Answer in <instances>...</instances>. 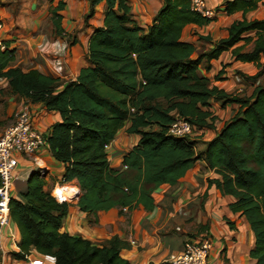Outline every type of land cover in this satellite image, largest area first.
I'll use <instances>...</instances> for the list:
<instances>
[{
	"label": "trees",
	"instance_id": "obj_1",
	"mask_svg": "<svg viewBox=\"0 0 264 264\" xmlns=\"http://www.w3.org/2000/svg\"><path fill=\"white\" fill-rule=\"evenodd\" d=\"M90 2L106 3L104 26L91 38L89 65L62 89L58 78L15 66V51L0 49V78L8 82L11 94L21 103L60 115L61 120L43 134L53 159L64 167L61 184L80 191L81 213L97 215L114 208L124 213L140 206L151 211L153 194L161 185L176 184L205 161L217 176L208 179L209 186L233 198L232 213L244 217L253 232L249 257L264 264V19L234 22L228 38L199 52L181 39L182 33L189 24L205 26L211 19L192 11L188 0H165L147 31L134 21L126 0ZM260 5L264 0H228L225 7L228 13L242 10L245 15ZM63 8L60 1L51 9L58 33ZM254 32L251 51L236 47L251 41L245 36ZM229 50L236 61L256 65L252 76L237 73L244 82H252L249 96L227 94L201 72L211 71L212 62ZM213 101L239 106L219 131L210 111ZM178 118L192 124V136L168 135ZM123 129L140 139L124 156L122 170H115L107 148ZM210 130L215 135L198 149ZM45 178L39 171L31 173L28 191L21 200H10V220L21 236L13 259L21 262L37 253L55 257V264H132L119 237L99 244L71 235L65 227L69 204L57 202Z\"/></svg>",
	"mask_w": 264,
	"mask_h": 264
},
{
	"label": "crops",
	"instance_id": "obj_2",
	"mask_svg": "<svg viewBox=\"0 0 264 264\" xmlns=\"http://www.w3.org/2000/svg\"><path fill=\"white\" fill-rule=\"evenodd\" d=\"M60 1L64 2V8L59 11L62 21L61 32L58 33L51 22V9ZM227 1L207 0L208 7L215 10V17L205 26L189 24L181 39L193 44L197 51L207 52L214 48L217 41L228 38V28L234 22L244 18L264 19L262 5L244 15L242 10L228 13L225 7ZM126 2L131 8L132 18L145 31L153 25L155 16L165 4V0ZM106 7L105 2L92 6L90 0H0V21L5 25L2 36L7 47L15 51L14 65L25 70L34 68L44 75L58 78L61 81L59 89L76 81L89 65L90 41L96 30L104 26ZM245 37L251 41H242L236 47H244L249 52L257 35L254 32ZM231 52L229 50L214 60L211 71L205 73L202 69L201 72L213 86L227 94L242 96L247 84L252 90L254 86L239 82L236 73L252 76L257 68L252 63L236 61ZM197 56L198 52L193 57ZM53 57L63 59L62 75H56L51 67L50 59ZM219 73L220 80H216ZM20 101L9 91L8 82L0 78V135L13 123ZM31 105L37 114L36 128L41 132H47L50 126L61 120L58 113L47 112L41 105ZM210 111L217 117L215 126L219 131L239 111V106L213 101ZM202 133L199 132V135ZM212 137L208 135L200 139L203 143L201 147L204 148V142ZM139 139V136L130 135L124 129L118 133L107 148L113 169L122 170L124 156L137 145ZM35 171H44L50 189L62 186L64 167L53 159L46 146L35 156L19 159L16 182H21L19 188L15 185L12 198L21 200V195L28 191V178ZM215 177L205 161L197 163L176 184H163L154 192L155 206L151 211L140 206L131 212L125 210L121 213L120 209L114 208L88 215L80 212L78 198L69 200L66 230L71 235H81L99 244L111 237H119L127 245L123 254L132 264L167 262L170 255L183 250L187 241L200 242L208 238L214 245L211 254L214 263L255 264L249 257L255 244L253 232L244 217L232 213L230 204L233 198L209 186L208 179ZM20 241V233L11 220L7 226L0 228V264H19L20 261L13 259L11 253L20 251ZM37 256V253L31 254L32 258Z\"/></svg>",
	"mask_w": 264,
	"mask_h": 264
},
{
	"label": "built area",
	"instance_id": "obj_3",
	"mask_svg": "<svg viewBox=\"0 0 264 264\" xmlns=\"http://www.w3.org/2000/svg\"><path fill=\"white\" fill-rule=\"evenodd\" d=\"M192 11L198 13L206 19L215 17V10L207 5V0H188ZM5 25L0 21V49H7V44L3 40ZM51 67L56 75L64 72V61L59 57L50 59ZM239 82H244L240 76H236ZM134 111V110H133ZM34 110L29 102H22L14 114L11 125L6 127L0 135V228L5 227L10 222L9 203L14 192L19 167V159L23 156H35L42 148L47 146L43 132L34 125ZM194 128L192 124L183 119H176L168 129V135L181 139L192 136ZM44 174V171H41ZM66 191V192H65ZM65 192V195L63 194ZM80 191L69 186H55L52 195L59 204L68 202L79 197ZM135 244V242H133ZM211 239L200 242L187 241L181 252L169 256L167 262L172 264H216L211 260L213 250ZM56 258L52 256L28 257L27 260L19 264H55Z\"/></svg>",
	"mask_w": 264,
	"mask_h": 264
},
{
	"label": "rangeland",
	"instance_id": "obj_4",
	"mask_svg": "<svg viewBox=\"0 0 264 264\" xmlns=\"http://www.w3.org/2000/svg\"><path fill=\"white\" fill-rule=\"evenodd\" d=\"M256 72H257V71H255L254 73L252 72L253 75H254ZM236 74H237V73H236ZM237 75H238V74H237ZM238 76H239V75H238ZM251 83H252V82H251ZM247 85H248V86H247ZM247 85H246L245 89H243V94H242V96L247 95V94L252 90V89H251V86H249L250 84H247ZM235 93H237V92H235ZM10 123H11V122H10ZM10 123H9V124H10ZM213 134H214V133H213L212 130L207 131V132L204 133L205 136H208V135H209L210 137H212ZM202 145H203V143L200 142L197 148H198V149H203V148L201 147ZM198 151H199V150H198ZM55 164H56V163H55ZM17 171H18V170H17ZM19 181H20V180H17V182H16V180L14 181L15 185H16L18 188L20 187V182H21V181H20V182H19ZM65 195H66V194H65ZM17 264H18V263H17Z\"/></svg>",
	"mask_w": 264,
	"mask_h": 264
},
{
	"label": "bare ground",
	"instance_id": "obj_5",
	"mask_svg": "<svg viewBox=\"0 0 264 264\" xmlns=\"http://www.w3.org/2000/svg\"><path fill=\"white\" fill-rule=\"evenodd\" d=\"M66 192V191H65ZM65 192H63V194H65ZM66 195H68V194H66Z\"/></svg>",
	"mask_w": 264,
	"mask_h": 264
}]
</instances>
